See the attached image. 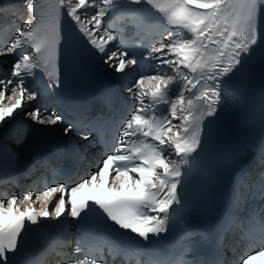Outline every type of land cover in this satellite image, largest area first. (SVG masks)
I'll use <instances>...</instances> for the list:
<instances>
[{"label": "snow or ice", "instance_id": "snow-or-ice-1", "mask_svg": "<svg viewBox=\"0 0 264 264\" xmlns=\"http://www.w3.org/2000/svg\"><path fill=\"white\" fill-rule=\"evenodd\" d=\"M99 3L102 6L85 21L80 10L95 8L96 0H56L48 20L31 24L25 20L16 29V38L6 49H0V56H18L10 73L0 76V122H6V117L22 109L25 98L38 99L39 93L27 79L37 75L34 69L47 71L53 91L59 86L57 61L63 39L60 9L66 8L67 17L78 26L84 54L91 60H102L117 73L137 63L135 57L125 59L129 57L128 51L108 47L109 42L118 37L103 27L104 17L110 8L119 5V0H99ZM127 3L141 6L129 8L132 12L141 11L147 5L163 18L161 24L168 26L163 30V41L148 48L145 58L159 60L172 74L165 72L136 81L134 87H140L144 79L154 82L148 92L128 88L137 102L133 106L135 110L120 126L118 143L98 160L96 171L75 185L53 182L46 184L38 194L29 191L22 198L12 195L0 199V264H8V254L18 250L22 233L28 230L29 224L37 225L49 218L59 220L64 215L77 224L95 223L133 241L135 237L127 236L129 231L149 243L151 236L159 237L166 232L170 218L178 211L174 206L182 204L179 188L186 174L183 167L192 162L190 158L195 159L193 154L198 155L202 147L204 119L215 116L222 89L231 80L246 74L256 48L264 46V0H127ZM24 9L32 11L29 0H24ZM2 13L0 9V22ZM18 49L25 51L18 52ZM22 66L26 72H21ZM50 67L53 71L48 70ZM181 78L183 84L172 95V85ZM198 85L203 89L199 101L187 95ZM144 96L149 97L147 103ZM158 104L170 107L161 111L156 109ZM25 114L39 125L65 123L62 115L49 111L46 106ZM173 120H179V124H174ZM75 130L74 123L63 127L65 136ZM79 134L83 140H88L89 133ZM3 139L0 137V141ZM165 148L171 151L166 152ZM58 151H63L62 146ZM73 155L83 158L79 146ZM173 156L176 159H172ZM32 160L35 163L26 175L37 167L53 175L58 171L48 158L41 159L39 152L32 153ZM259 175L264 187V171ZM91 188L97 189L96 194L85 191ZM35 201L41 204L39 211L32 206ZM19 205H24L22 210ZM82 252L81 243L77 242L67 264H106L103 258H76ZM259 257H264V246L255 255L249 253L241 257L242 264ZM57 264L65 262L60 260Z\"/></svg>", "mask_w": 264, "mask_h": 264}, {"label": "bare ground", "instance_id": "bare-ground-1", "mask_svg": "<svg viewBox=\"0 0 264 264\" xmlns=\"http://www.w3.org/2000/svg\"><path fill=\"white\" fill-rule=\"evenodd\" d=\"M123 2H125V0H119V5L116 6V7H119V6L123 5ZM96 4H97V7H98V8H99L100 6H102V5H100L99 0H96ZM90 8H91L92 11H94V8H92V7H90ZM114 8H115V7H114ZM85 10H86V9H83V10H80V11H85ZM90 17H91L90 14H87L86 16L82 14V16H81V18L84 19L85 21H86L87 19H89ZM173 31H175V30H173ZM15 38H16V35H15ZM15 38H14V39H15ZM259 38H260V33L258 32V40H259ZM155 65H156V71H155V73H152V74H150L149 76H151V75H156V74H160L161 71H162V74H164L165 72H166L167 74H172L171 69H169V68L167 67V65H164V64L160 63V61H158ZM110 71H112V70H110ZM153 83H154V82H151V81H149V80H147V79H144L143 82H142V85H141L140 87H138V91H140L141 88H142V90H143L144 92H148V91H150L151 88H152V86H153ZM0 87H2V86H0ZM9 87H11V86H9ZM6 95H10V93H6ZM147 97H148V96H144V100L147 99ZM133 99H134V98H133ZM25 101H26V100H23V101H22V105H24ZM145 102H146V101H145ZM4 103L7 104L8 102L5 101ZM14 118H16V119H18V120H23V121H26V120H27V121H31V122H33L29 117H27V115H26L23 111H20V109L15 110L13 116H11V117H6V118H5V121L7 122V121H9V120H11V119H14ZM6 122H0V136H2V133H3V131H4V127H5V125L7 124ZM34 123H35V122H34ZM35 124H36V123H35ZM36 126H46V125H39V124H36ZM34 199H35V198H33V200H34ZM37 204H40V202H39V201H35V203H33L32 206H35V205H37ZM19 207H20L21 210H22L23 207H24V205H19Z\"/></svg>", "mask_w": 264, "mask_h": 264}]
</instances>
